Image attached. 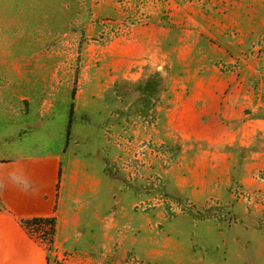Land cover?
Here are the masks:
<instances>
[{"label":"rangeland","instance_id":"374dc122","mask_svg":"<svg viewBox=\"0 0 264 264\" xmlns=\"http://www.w3.org/2000/svg\"><path fill=\"white\" fill-rule=\"evenodd\" d=\"M199 82L219 145L165 127ZM23 154L60 161L54 214L21 221L47 264H264V0H0V158Z\"/></svg>","mask_w":264,"mask_h":264},{"label":"crops","instance_id":"0c3cea01","mask_svg":"<svg viewBox=\"0 0 264 264\" xmlns=\"http://www.w3.org/2000/svg\"><path fill=\"white\" fill-rule=\"evenodd\" d=\"M220 91L225 89L199 82L189 93L175 94V89L168 85L165 127L171 133L208 144L226 141L231 130L223 120L225 110ZM59 169L57 154L0 158V264L51 263L43 246L21 221L54 214ZM74 263L81 260L75 259Z\"/></svg>","mask_w":264,"mask_h":264},{"label":"trees","instance_id":"16d2710c","mask_svg":"<svg viewBox=\"0 0 264 264\" xmlns=\"http://www.w3.org/2000/svg\"><path fill=\"white\" fill-rule=\"evenodd\" d=\"M148 85H150V84H148Z\"/></svg>","mask_w":264,"mask_h":264}]
</instances>
